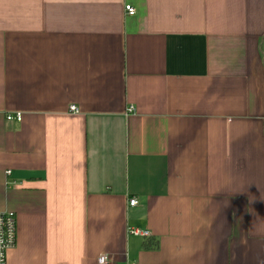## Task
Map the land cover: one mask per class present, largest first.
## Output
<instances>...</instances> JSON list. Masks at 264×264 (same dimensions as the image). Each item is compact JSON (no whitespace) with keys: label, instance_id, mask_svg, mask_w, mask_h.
Masks as SVG:
<instances>
[{"label":"crops","instance_id":"1","mask_svg":"<svg viewBox=\"0 0 264 264\" xmlns=\"http://www.w3.org/2000/svg\"><path fill=\"white\" fill-rule=\"evenodd\" d=\"M0 211L7 264H264V0H0Z\"/></svg>","mask_w":264,"mask_h":264},{"label":"built area","instance_id":"2","mask_svg":"<svg viewBox=\"0 0 264 264\" xmlns=\"http://www.w3.org/2000/svg\"><path fill=\"white\" fill-rule=\"evenodd\" d=\"M126 13L130 16L136 14V9L127 4L125 6ZM133 107H130L129 111H133ZM72 112H77L78 109L75 105L70 106ZM8 120L21 121V113L7 114ZM137 203L135 199L130 200V205L133 206ZM137 235H143L145 237L150 236L149 231H131ZM17 238V218L16 213L13 211H0V264H7V253L16 245ZM97 264H116L107 254H101L97 258Z\"/></svg>","mask_w":264,"mask_h":264},{"label":"trees","instance_id":"3","mask_svg":"<svg viewBox=\"0 0 264 264\" xmlns=\"http://www.w3.org/2000/svg\"><path fill=\"white\" fill-rule=\"evenodd\" d=\"M146 246H147V247H150V245H148V244H147Z\"/></svg>","mask_w":264,"mask_h":264}]
</instances>
